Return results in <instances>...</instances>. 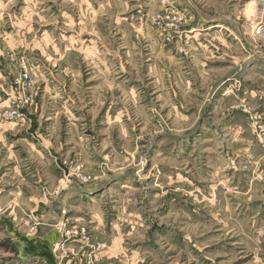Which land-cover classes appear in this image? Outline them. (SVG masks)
<instances>
[{
  "label": "rangeland",
  "instance_id": "rangeland-1",
  "mask_svg": "<svg viewBox=\"0 0 264 264\" xmlns=\"http://www.w3.org/2000/svg\"><path fill=\"white\" fill-rule=\"evenodd\" d=\"M257 1L0 0V264H264Z\"/></svg>",
  "mask_w": 264,
  "mask_h": 264
},
{
  "label": "water",
  "instance_id": "water-1",
  "mask_svg": "<svg viewBox=\"0 0 264 264\" xmlns=\"http://www.w3.org/2000/svg\"><path fill=\"white\" fill-rule=\"evenodd\" d=\"M7 226L8 235L14 238L9 241L12 249L16 252L18 258L26 259L30 257L42 258L47 264H57L52 249L54 242L58 239L57 232L46 235L42 238H28L13 229L11 222H2Z\"/></svg>",
  "mask_w": 264,
  "mask_h": 264
},
{
  "label": "crops",
  "instance_id": "crops-1",
  "mask_svg": "<svg viewBox=\"0 0 264 264\" xmlns=\"http://www.w3.org/2000/svg\"><path fill=\"white\" fill-rule=\"evenodd\" d=\"M239 1L240 0H229V2H231V3H233V4H231V8H232V10H231V13H237L238 11H239ZM250 1V3L249 4H251V2H253V3H255V0H249ZM248 4V5H249ZM260 4V1L258 0L257 1V5H259ZM247 5V6H248ZM248 8V7H247ZM246 7H245V9L243 8V12H248V9H247ZM246 15H247V13H246ZM248 16V15H247ZM215 23L216 24H218L221 28H228L227 26L228 25H230V26H235V28H238L239 27V23H237L235 20H232V19H228V18H225L224 20H218V21H215ZM238 39V38H237ZM238 43H240V44H245L247 47H248V49L250 50V51H252V53H254V50H252L251 48H250V44H248V42H247V40L246 39H242V40H239L238 41ZM254 59H256V57H254ZM3 134L4 133H1L0 132V142H1V139H2V136H3ZM4 144H1V146H0V148H4ZM37 155L39 156L38 158H37V156H35L34 155V158H36V159H39L40 157H42L43 155H44V153H37ZM8 156H10V153H9V155ZM13 162V161H12ZM3 178H4V176H3V174H1V181H3ZM21 178L23 179V175L21 174ZM17 194L15 195L16 197H15V201L13 202L12 201V203L11 202H9V205H8V207H10L11 205H15V204H22V202L21 201H24V195L25 194H22V192L21 191H19V192H16ZM21 194V197H20V195H18V194ZM11 195V192H9V191H7V187H5V185H3L2 186V188H0V200L1 201H3L4 199H6L7 197H9ZM23 196V197H22ZM29 201H32V199L31 198H29ZM33 203H34V201H32ZM42 201H39V204L41 203ZM24 203V202H23ZM36 204V203H35ZM11 215V214H10ZM5 222L7 221V220H4ZM4 221H1V222H4Z\"/></svg>",
  "mask_w": 264,
  "mask_h": 264
},
{
  "label": "built area",
  "instance_id": "built-area-1",
  "mask_svg": "<svg viewBox=\"0 0 264 264\" xmlns=\"http://www.w3.org/2000/svg\"><path fill=\"white\" fill-rule=\"evenodd\" d=\"M256 33H257V35H261L264 37V23L257 25Z\"/></svg>",
  "mask_w": 264,
  "mask_h": 264
},
{
  "label": "bare ground",
  "instance_id": "bare-ground-1",
  "mask_svg": "<svg viewBox=\"0 0 264 264\" xmlns=\"http://www.w3.org/2000/svg\"><path fill=\"white\" fill-rule=\"evenodd\" d=\"M11 225L13 226V224L11 223ZM11 241H14V240H11ZM55 247H56V244H55ZM52 252L54 253V248L52 249Z\"/></svg>",
  "mask_w": 264,
  "mask_h": 264
}]
</instances>
